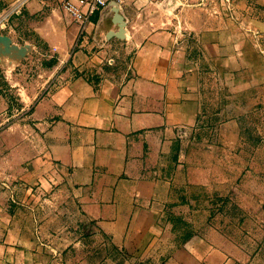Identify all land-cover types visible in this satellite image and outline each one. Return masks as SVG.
I'll return each instance as SVG.
<instances>
[{
  "label": "crops",
  "instance_id": "0c3cea01",
  "mask_svg": "<svg viewBox=\"0 0 264 264\" xmlns=\"http://www.w3.org/2000/svg\"><path fill=\"white\" fill-rule=\"evenodd\" d=\"M226 5L111 0L85 27L56 10L55 59L36 74L31 55L0 61L14 83L45 85L21 109L0 95V264H242L238 241L179 215L183 191L210 186L190 174L211 162L202 148L263 145L262 31Z\"/></svg>",
  "mask_w": 264,
  "mask_h": 264
},
{
  "label": "rangeland",
  "instance_id": "374dc122",
  "mask_svg": "<svg viewBox=\"0 0 264 264\" xmlns=\"http://www.w3.org/2000/svg\"><path fill=\"white\" fill-rule=\"evenodd\" d=\"M31 1L22 0L19 4L10 2L2 14L0 61L11 65L17 60L26 61L31 55L34 61H38L32 69V74L34 72L36 74L39 71L37 65L40 61L44 60L46 65L48 61L55 59L53 58L55 56L49 58L52 53L47 51L49 42L44 31L48 29L50 23L57 24L53 16L56 10L68 16L65 9L67 0H57L55 3V0L41 1L37 5L38 10L35 14L40 28L38 35H33L36 34V30L32 31L31 24L27 20V17L31 15L29 11L36 9L31 5ZM225 3L230 10L240 9L247 18V20L245 18L246 26L261 30V38L264 41V7L252 5L254 8L251 9L250 4L245 5L238 1L236 4L235 0H225ZM248 9H250L249 12H247ZM248 15L250 17H247ZM241 21L244 22V20ZM56 24L54 28L58 27ZM32 42L39 47L34 48L32 52H27ZM13 70L15 69L0 66V95L7 98L9 111L31 105L32 99L38 97L45 88V85L36 83H14L15 79L10 77ZM7 71L9 81L6 79ZM18 72H21V69ZM250 125L253 124H247L248 131L245 133L248 137L251 133L255 135ZM262 133L264 135V126ZM249 138L246 147L233 149L231 152L216 147L201 149V152L208 154L211 162L195 166L190 169V174L193 175L192 179L199 176V181L194 179V183L210 184V186L206 191H203V188L198 191H183L185 201L188 199L192 206L189 207L186 204L179 215H182L184 221L190 222V219H193L192 223L198 221L201 224L207 221L217 230L231 237L232 241H238V243L235 242L236 246H241L246 251V256L240 261L242 264H264V139L263 145L255 148L251 146L254 141ZM188 171H186L187 174ZM186 231L187 228L181 229L179 235L183 237L184 233L186 236ZM162 256L141 257L133 260L132 264H159Z\"/></svg>",
  "mask_w": 264,
  "mask_h": 264
},
{
  "label": "built area",
  "instance_id": "2783aa9c",
  "mask_svg": "<svg viewBox=\"0 0 264 264\" xmlns=\"http://www.w3.org/2000/svg\"><path fill=\"white\" fill-rule=\"evenodd\" d=\"M111 0H67L65 9L70 19L81 23L85 27L92 21V17L105 9Z\"/></svg>",
  "mask_w": 264,
  "mask_h": 264
},
{
  "label": "bare ground",
  "instance_id": "6f19581e",
  "mask_svg": "<svg viewBox=\"0 0 264 264\" xmlns=\"http://www.w3.org/2000/svg\"><path fill=\"white\" fill-rule=\"evenodd\" d=\"M21 1H22V0L17 1L16 4H19Z\"/></svg>",
  "mask_w": 264,
  "mask_h": 264
}]
</instances>
